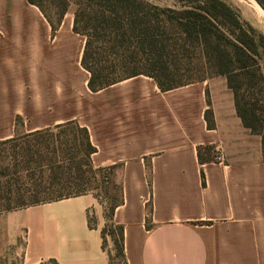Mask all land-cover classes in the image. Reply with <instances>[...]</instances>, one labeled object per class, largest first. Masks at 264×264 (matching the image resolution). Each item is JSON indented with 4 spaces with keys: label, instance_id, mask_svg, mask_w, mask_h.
Wrapping results in <instances>:
<instances>
[{
    "label": "crops",
    "instance_id": "crops-1",
    "mask_svg": "<svg viewBox=\"0 0 264 264\" xmlns=\"http://www.w3.org/2000/svg\"><path fill=\"white\" fill-rule=\"evenodd\" d=\"M84 45L73 22L53 31L28 0H0V141L85 127L93 166L114 167L122 187L128 264H264L262 137L226 77L162 90L137 75L92 91ZM106 222L91 192L4 211L0 264H108Z\"/></svg>",
    "mask_w": 264,
    "mask_h": 264
},
{
    "label": "trees",
    "instance_id": "trees-1",
    "mask_svg": "<svg viewBox=\"0 0 264 264\" xmlns=\"http://www.w3.org/2000/svg\"><path fill=\"white\" fill-rule=\"evenodd\" d=\"M28 2L39 8L53 31L73 8V31L85 39L81 64L90 74L92 91L137 75L154 78L162 90L194 82L175 80L181 70L178 61L195 56L209 77H226L244 126L262 135L264 34L246 25L225 0H174L168 6L147 0ZM256 2L264 9V0ZM262 145L264 150V134ZM94 152L88 130L75 122L0 141V213L94 193L106 169L93 166ZM204 154L210 157L211 147L198 149L201 161ZM120 189L119 198L107 200L103 247L111 236L116 258L128 264L124 227L114 220L123 203ZM108 253V264H114Z\"/></svg>",
    "mask_w": 264,
    "mask_h": 264
},
{
    "label": "rangeland",
    "instance_id": "rangeland-1",
    "mask_svg": "<svg viewBox=\"0 0 264 264\" xmlns=\"http://www.w3.org/2000/svg\"><path fill=\"white\" fill-rule=\"evenodd\" d=\"M151 3H155L161 6H168L174 4V0H147ZM228 4H230L239 14L242 21L249 26H252L258 33L264 34V11H262L256 4V0H225ZM262 8V7H261ZM263 9V8H262ZM264 10V9H263ZM73 8L69 10V12L65 15L63 19L64 27L69 31L72 30V22L74 20ZM180 65H178L181 70L180 74L177 76L175 82L177 84L187 83L190 81H197L212 76L204 70L203 65L199 62L194 56L191 59H184L178 61ZM65 128H61L59 130H55V132L64 130ZM263 138L264 127L261 130ZM25 135V134H23ZM22 136V135H18ZM264 152V150H263ZM98 188L95 190L94 194L97 195L104 206L107 207L108 198H119L120 196V183L116 179L115 170H111L109 168L104 169L101 174L98 176ZM106 249L112 253L115 257L114 264H124L123 260L120 258H116V246L114 244L113 238L108 236L106 238Z\"/></svg>",
    "mask_w": 264,
    "mask_h": 264
},
{
    "label": "bare ground",
    "instance_id": "bare-ground-1",
    "mask_svg": "<svg viewBox=\"0 0 264 264\" xmlns=\"http://www.w3.org/2000/svg\"><path fill=\"white\" fill-rule=\"evenodd\" d=\"M256 4H257V6L262 10V11H264L262 8H261V6L256 2Z\"/></svg>",
    "mask_w": 264,
    "mask_h": 264
},
{
    "label": "built area",
    "instance_id": "built-area-1",
    "mask_svg": "<svg viewBox=\"0 0 264 264\" xmlns=\"http://www.w3.org/2000/svg\"><path fill=\"white\" fill-rule=\"evenodd\" d=\"M218 159H220V157H218Z\"/></svg>",
    "mask_w": 264,
    "mask_h": 264
}]
</instances>
